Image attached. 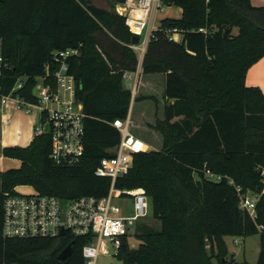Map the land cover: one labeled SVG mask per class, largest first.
<instances>
[{"label": "trees", "instance_id": "1", "mask_svg": "<svg viewBox=\"0 0 264 264\" xmlns=\"http://www.w3.org/2000/svg\"><path fill=\"white\" fill-rule=\"evenodd\" d=\"M161 3L183 12L151 33L142 65L144 75L165 76L164 120L157 121L164 146L137 155L130 173L116 183L122 190H146L150 217L160 228L140 224L134 238L139 245L124 240L118 260L212 264L216 258L231 264L223 261L229 253L225 238L259 236L257 264H264V93L246 85L247 72L264 57V7L250 0ZM171 29L183 34L181 44L166 38ZM133 36L124 17L92 0H0V94L34 101L36 79L47 68L58 69L54 53L78 50L67 62L87 115L85 155L77 166L51 159L47 134L35 135L26 148L1 150L0 156L21 161L22 167L0 173V264H84L85 238H5L3 203L21 185L65 200L107 195L110 180L94 171L120 142L111 124L130 112L132 92L123 87V77L138 67ZM19 80L23 87L13 91ZM207 170L222 180L208 179ZM238 188L258 197L255 219L240 209ZM72 243L71 256L60 261V252Z\"/></svg>", "mask_w": 264, "mask_h": 264}, {"label": "built area", "instance_id": "2", "mask_svg": "<svg viewBox=\"0 0 264 264\" xmlns=\"http://www.w3.org/2000/svg\"><path fill=\"white\" fill-rule=\"evenodd\" d=\"M161 0H127L118 5L117 12L125 18V24L133 35L140 38L147 31L148 39L157 28L152 15L163 10ZM204 30H200L203 32ZM166 38L181 44L178 36L183 34L177 29L167 30ZM79 55L78 50L54 53L58 66L55 72L36 79L33 88L35 100L30 102L12 94H0L1 105L14 102L19 110L26 114L39 116V125L35 135H49L51 138V159L58 165L77 166L85 155V119L83 104L77 101V83L69 73L68 59ZM3 67L0 41V75ZM23 80H19L13 91L21 89ZM120 133V142L107 150L111 154L100 160L94 171L96 177L108 178L110 188L103 198L83 196L62 201L57 197L43 196L35 191L31 194H8L3 203L2 233L8 239H60L85 238L83 247L84 264H99L101 256L112 255L117 259L124 240L135 238L137 228L150 217V201L143 188L122 190L116 187L117 181L127 176L137 155L148 152L146 142L132 134L130 112L126 119H116L111 124ZM47 126L49 129H47ZM208 179L220 182L222 177L207 170ZM264 176V171L262 172ZM232 184V182H230ZM240 209L256 218L257 196L251 192L241 193ZM62 232L64 235L62 236Z\"/></svg>", "mask_w": 264, "mask_h": 264}, {"label": "rangeland", "instance_id": "3", "mask_svg": "<svg viewBox=\"0 0 264 264\" xmlns=\"http://www.w3.org/2000/svg\"><path fill=\"white\" fill-rule=\"evenodd\" d=\"M92 3L99 8H103L107 11L114 10L117 15V8L118 5L112 4V0H92ZM163 10H158L152 15V20L154 23V26L158 28L160 26V23L165 20V19H174V20H179L183 16L182 9L177 6H162ZM126 25V24H125ZM238 30L234 29V34H237ZM141 46H144L146 41L148 40L147 36V31L144 32L143 36L141 37ZM137 53V52H136ZM146 56V51L145 53H141V57H138V67H142L144 60ZM126 74V73H125ZM124 74L123 77V87L125 89H128L132 92V101H131V106L133 101L139 100V101H144V100H151L155 103H158L161 100V110L156 113L154 112L155 110L152 108V105L146 108L144 111L146 112V116L148 120H145L146 117H141L140 119H137L136 115L132 116V128L130 131L132 132L133 135L139 137L140 139L145 140L147 146H148V151H161L164 146V136L163 134L158 130L157 128V121H163V111L162 108L166 104V99L164 97V90L161 87H157V91L152 93L148 91L149 87V80L146 79V77H143V79H139V82H143L144 86H139V89L143 88V91H139L138 93V88L132 89V84L134 82V77L131 79H127ZM148 84V85H147ZM141 85V84H140ZM146 85V86H145ZM161 86V85H160ZM147 87V88H146ZM143 99V100H141ZM157 100H159L157 102ZM138 104V102L136 103ZM0 105H1V100H0ZM130 106V110H131ZM136 109V105H135ZM138 113V112H137ZM140 114V113H138ZM158 115V116H157ZM161 118V119H160ZM151 122V124H147L148 122ZM39 120L37 121V124L35 127L39 125ZM1 157V156H0ZM22 167L21 161L14 159V158H9V157H4L0 158V173H5L10 170H17ZM38 189L34 186L31 185H21L17 186L15 191L17 193H22V194H31L32 192L37 191ZM150 216H151V211H150ZM146 227L153 228L155 230H158L160 228V223L152 219V217H148V219L145 221ZM227 242V246L229 248V253L228 256L223 260L224 262H230L231 264H236L241 263L243 261H247L250 264H257L258 261V250H259V241L257 237H252L249 238L245 243L243 242V239H239L238 241L241 242L239 245H235L233 243V238H226L225 240ZM130 242H132L135 246L134 248H137L139 245V241L137 239H133ZM232 252H236L237 255L235 257V254ZM110 256H101L99 258V264H122L119 260L118 257L117 259L113 257L112 255L114 254V251L110 249ZM236 258V260H235ZM212 264H219L218 260L216 258L212 259Z\"/></svg>", "mask_w": 264, "mask_h": 264}, {"label": "crops", "instance_id": "4", "mask_svg": "<svg viewBox=\"0 0 264 264\" xmlns=\"http://www.w3.org/2000/svg\"><path fill=\"white\" fill-rule=\"evenodd\" d=\"M250 1L252 6L254 7H264V0H250ZM178 37L179 40H181L182 42V36H178ZM148 43H149V39L146 41L144 46H141L140 43V45L132 48L138 53L139 57H141V53L142 54L145 53ZM125 76L127 79L130 78L132 79L134 77L132 89L138 88V93L141 90L143 91V88L139 89V86H144L143 82L141 81L139 82V79L141 80L143 79V77H146V79L149 80L148 82L149 85L147 84L149 87L148 91L154 93L157 91L156 90L157 87H161L164 90L165 76L162 74L144 75L142 71V67H139L137 68L136 72H127ZM246 85L249 87H258L264 93V57L255 65H253L247 72ZM158 101L159 100H157V102ZM137 102L138 104H136ZM135 105H136V109H135ZM151 105L152 108L155 110L154 111L155 113L156 111L158 112V109L159 111L161 110V100L158 103H155L151 100L133 101L130 110L131 119L132 116L136 115V117H138L137 119H140L141 117L143 118L146 117L145 120H148L146 116V112L144 110ZM164 109L165 106L162 108L163 117H164ZM137 112L140 114H138ZM38 120H39L38 115L26 114L24 111L19 110L14 102H8L6 105H0V152L2 149L7 147H21V148L28 147L35 137V129H36L35 126ZM149 123L151 124V122H148L147 124ZM0 158H2V156ZM254 237L258 238L259 247H260V237L259 236H254ZM230 238H233V243L235 245H239V243L241 244V242L238 241L239 239H243V242L245 243V241H247L249 238L252 237L249 238L230 237ZM259 252L260 249L258 250V256H259ZM232 253H234L236 257L237 253L236 252H232Z\"/></svg>", "mask_w": 264, "mask_h": 264}, {"label": "water", "instance_id": "5", "mask_svg": "<svg viewBox=\"0 0 264 264\" xmlns=\"http://www.w3.org/2000/svg\"><path fill=\"white\" fill-rule=\"evenodd\" d=\"M117 4H120V5H124L126 4L127 0H115ZM227 34V32H225V35ZM141 43V38L137 35H134L132 37V41H131V47H136L138 45H140ZM169 104H173V100L169 101ZM47 129H49V127L47 126ZM66 204V200H63L62 201V207ZM64 235V233L62 232V236ZM73 244H69L62 252H60V254L58 255V259L60 261H65L67 260L71 254H72V251H73Z\"/></svg>", "mask_w": 264, "mask_h": 264}]
</instances>
